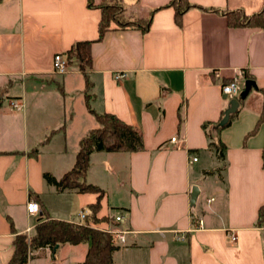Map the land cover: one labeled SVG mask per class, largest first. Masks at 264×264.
I'll use <instances>...</instances> for the list:
<instances>
[{
	"label": "crops",
	"instance_id": "crops-1",
	"mask_svg": "<svg viewBox=\"0 0 264 264\" xmlns=\"http://www.w3.org/2000/svg\"><path fill=\"white\" fill-rule=\"evenodd\" d=\"M115 1L119 19L149 20L147 29L113 28L95 40L99 9L85 0H0V264L14 235H30L43 219L27 214L28 200L68 222L95 201V193L57 189L42 178L69 170L79 140L97 126L76 64L51 70L52 55L81 40L92 41L89 106L139 131L143 145L88 156L85 182L103 191L96 215L110 219L95 227L127 231L123 244L112 242L111 264H264V29L231 28L211 10L250 14L264 0H186L193 6L179 23L173 7L163 6L169 0ZM119 72L125 76L114 80ZM239 72L242 91L246 81L254 85L217 134L224 145L218 160L201 124L229 106L220 85ZM9 99L21 108L10 109ZM36 146L37 155L26 154ZM87 247L44 246L23 264H83Z\"/></svg>",
	"mask_w": 264,
	"mask_h": 264
},
{
	"label": "trees",
	"instance_id": "trees-1",
	"mask_svg": "<svg viewBox=\"0 0 264 264\" xmlns=\"http://www.w3.org/2000/svg\"><path fill=\"white\" fill-rule=\"evenodd\" d=\"M85 2L87 7H96L99 9L97 37L95 40L101 39L104 32L109 29L133 27L144 32L149 25V20L124 21L119 19L118 14L121 7L113 2H100L96 5L92 0H85ZM163 6L173 7L174 21L175 23H179L182 13L193 5H190L186 0H169ZM211 10L222 14L225 20H227L228 26L231 28L246 27L264 29V5L258 11L250 14L245 13L242 9ZM91 42V40L76 41L62 55L68 64L75 63L83 76L85 106L94 116L97 126L89 130L79 140L74 161L69 170L64 172L57 180L48 173H43L42 178L47 184H52L57 189H74L80 193H95V201L87 204L85 209H83L85 212L83 224L49 218L46 216L44 208L40 207L38 211L43 219L34 225L33 233L30 235H14L12 239V253L6 264H23L33 256L34 250L44 246H48L53 252L57 245L61 243L78 244L84 242L88 244V247L83 258V264H111V252L116 249V246L112 243L108 233L94 227L95 224L107 222L110 219L108 217H97L96 215L99 210V201L103 195V191L85 182L88 156L90 152L100 150L108 152L138 151L143 148V145L139 131L115 115L106 112L96 113L89 106L91 94L88 93V90L91 84L86 71L90 66ZM1 102L0 99V105ZM219 119L214 123H202L201 128L207 139V146L213 149L216 158L221 160L224 145L218 139L217 134L222 128L230 124V120L227 124L218 126ZM37 153L38 146L31 148L26 154L35 156ZM29 197L36 198L33 193H29ZM263 219L264 206L259 209L258 222L261 223Z\"/></svg>",
	"mask_w": 264,
	"mask_h": 264
},
{
	"label": "built area",
	"instance_id": "built-area-1",
	"mask_svg": "<svg viewBox=\"0 0 264 264\" xmlns=\"http://www.w3.org/2000/svg\"><path fill=\"white\" fill-rule=\"evenodd\" d=\"M67 67H68L67 60L65 59V57L61 53H54L52 55L51 70L53 73H57V74L64 73L66 71ZM214 74H215V76H217V73H214ZM241 74L242 73L239 72L238 75L234 76L231 80L224 82L220 85L221 93L230 100L237 98L243 89V85L239 82V79H238V76ZM124 76H125V73H123V72L114 73L113 79L119 80V79L123 78ZM8 106L10 107V109L19 110L21 108V103L16 99H9ZM173 140H174V137H171L170 141H173ZM195 160H196L195 157L191 158V161H195ZM211 200H212V198H209V199H207V202L211 201ZM25 210H26L27 214H29V215L36 214L38 212V205L33 200H28L25 203ZM84 214H85V212L83 210L78 212V214H77L78 220L76 223H78V224L84 223L83 222ZM121 218H122V216L118 215V214L113 216V219L115 221H119V220H121ZM194 224H195L196 228H200L202 225V221L200 219H197L196 221H194ZM88 225H92V224H88ZM94 227H95V225H94ZM96 228L99 229L100 231L108 233L111 237L112 242H114V244H123L124 243V240H125L124 235L127 233V231L118 229L116 227H110V226L96 227ZM235 238H236V236L234 234H231V239L235 240Z\"/></svg>",
	"mask_w": 264,
	"mask_h": 264
},
{
	"label": "water",
	"instance_id": "water-1",
	"mask_svg": "<svg viewBox=\"0 0 264 264\" xmlns=\"http://www.w3.org/2000/svg\"><path fill=\"white\" fill-rule=\"evenodd\" d=\"M251 85H254V83H252V81H246L245 83V88L243 91H241L240 93V98H244L246 96V94L248 93ZM238 105H239V100L238 98H234L231 99L229 102V106L227 108L224 109V111L222 112V116L218 121V126H223L224 124H227L228 121L230 120V116L235 113L238 109ZM197 189L195 186H193L191 188V192H190V199H189V204L193 205L195 197L197 195Z\"/></svg>",
	"mask_w": 264,
	"mask_h": 264
},
{
	"label": "rangeland",
	"instance_id": "rangeland-1",
	"mask_svg": "<svg viewBox=\"0 0 264 264\" xmlns=\"http://www.w3.org/2000/svg\"><path fill=\"white\" fill-rule=\"evenodd\" d=\"M109 2H113V3H115V4H117V5H119L118 4V2L117 1H115V0H111V1H109ZM108 3V2H107ZM240 82V81H239ZM241 83V82H240ZM79 212V211H78ZM78 214V213H77Z\"/></svg>",
	"mask_w": 264,
	"mask_h": 264
}]
</instances>
